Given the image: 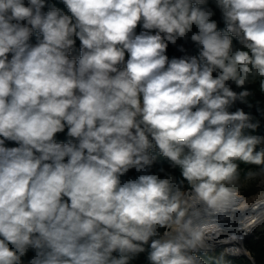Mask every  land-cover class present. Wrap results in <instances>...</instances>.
Returning a JSON list of instances; mask_svg holds the SVG:
<instances>
[{"label": "clouds", "instance_id": "9594fccd", "mask_svg": "<svg viewBox=\"0 0 264 264\" xmlns=\"http://www.w3.org/2000/svg\"><path fill=\"white\" fill-rule=\"evenodd\" d=\"M62 2L70 16L0 0V264L29 250L28 264H128L153 237L151 264H203L194 253L215 226L189 214L183 181L216 216L237 201L236 161L264 183V138L244 132L258 123L228 111L249 92L226 84L259 78L264 91V0H215L224 31L207 0ZM189 33L199 56L169 59ZM156 150L183 181L151 173Z\"/></svg>", "mask_w": 264, "mask_h": 264}, {"label": "trees", "instance_id": "16d2710c", "mask_svg": "<svg viewBox=\"0 0 264 264\" xmlns=\"http://www.w3.org/2000/svg\"><path fill=\"white\" fill-rule=\"evenodd\" d=\"M25 2H27V0H25ZM52 6L59 8L63 13L69 16L71 15V13L68 12L66 6L63 4L62 0H46V6L43 11L47 12ZM201 7L212 10L214 15L211 17V19L217 22L218 30L224 31L226 29L225 21L223 19L221 10L216 6L215 0H207V3L205 5H201ZM142 30V26L138 25L135 31L137 34H139ZM196 31L198 30L195 26H193L192 32ZM153 34H155V30H153ZM190 37L191 33H189L187 39H178L176 45H172L169 43L168 48L166 50V55L169 57V59L199 56V52L202 49V45L191 41ZM36 39V34H33V36L30 37V43L34 45L36 43ZM232 45L234 49L242 47L238 39L234 36L232 37ZM79 52L80 41L77 38L75 48L71 53ZM126 60L127 53L125 55V62ZM213 75L216 76L217 73L214 72ZM226 84L230 88V90L237 93V95H239V93H241L242 91L249 92V95L244 98V101H241L240 99L234 101L228 108V111L235 112L237 110H243L246 114L251 117V123H258V127L254 130L245 129V134L264 138V91H261L259 78H257L255 81H252L251 77H249V81L246 82L243 86H238L234 81H228L226 82ZM54 139L57 142H67V140L70 139L69 137H67V129H65V131L62 133H57ZM5 146L17 147L18 145L12 141H6ZM259 148L260 147L258 146V149ZM152 155L155 156V160L150 168L151 173L157 174L161 178L171 176L175 179L176 182L183 181L180 169L178 167H174L167 158L160 155L158 150L152 152ZM236 163L239 166V178H243L248 170L258 167V165L245 164L240 161H236ZM160 169H163L164 171L160 172ZM139 174L140 173H137L135 169H130L125 175L121 177V181L123 182L128 179L135 178ZM186 189H189V191H193L191 185H189L187 181H183L182 191H185ZM164 230L165 229L163 228L159 229L158 235L162 237ZM251 233L253 234V232ZM246 235H244L242 239ZM155 238L157 237L150 238L149 242L143 245L145 249L143 252L131 255L129 257L128 264H151V262L148 260V255L151 251V240ZM244 248L246 252H249L251 257L254 259L255 264H264V230H262L261 232H256L255 235H251L247 240H245ZM215 252L216 251L200 250L195 252L194 254L202 260L203 264H251L245 258H229L224 254L218 257ZM34 254L35 253L32 250H29L26 255L22 257V264H28L29 260L34 256ZM113 255L119 258L118 253H113Z\"/></svg>", "mask_w": 264, "mask_h": 264}, {"label": "bare ground", "instance_id": "6f19581e", "mask_svg": "<svg viewBox=\"0 0 264 264\" xmlns=\"http://www.w3.org/2000/svg\"><path fill=\"white\" fill-rule=\"evenodd\" d=\"M188 192L189 214L215 226L212 231L204 235L201 242L202 248L216 247L215 250L222 247L224 249L232 248L228 251L229 256L237 257L240 255L244 258L243 254L248 255L244 248L245 241L242 245L241 239L244 235H249L257 225L264 222V194L254 196L245 202L236 201L226 214L216 216L200 204L193 191Z\"/></svg>", "mask_w": 264, "mask_h": 264}, {"label": "rangeland", "instance_id": "374dc122", "mask_svg": "<svg viewBox=\"0 0 264 264\" xmlns=\"http://www.w3.org/2000/svg\"><path fill=\"white\" fill-rule=\"evenodd\" d=\"M71 57H79L80 52L79 53H71L70 54ZM264 147V145H260L259 146ZM261 166L252 168L250 170L247 171V173L249 172H259ZM247 173L243 178H239L238 183L235 185L237 191H238V197H237V201H241V202H245L248 199L253 198L254 196H257L259 194H264V183H261V177L257 176L256 178L253 179H247ZM185 193V197L189 203L188 200V196H189V192L183 191ZM188 208H190V206H188ZM262 230H264V222H262L261 224L257 225L253 230H251V232H253L252 235H255L256 232H261ZM250 232V233H251ZM249 233V234H250ZM224 247L215 250V254L219 257L221 255H226V251ZM237 258H242L239 256H237Z\"/></svg>", "mask_w": 264, "mask_h": 264}, {"label": "water", "instance_id": "95a60500", "mask_svg": "<svg viewBox=\"0 0 264 264\" xmlns=\"http://www.w3.org/2000/svg\"><path fill=\"white\" fill-rule=\"evenodd\" d=\"M186 192H188L189 191V189H186L185 190ZM166 231V229L164 230V232ZM164 232H163V234H164ZM252 235V233H250L249 235H247L245 238H243L242 239V245H243V241H245V240H247L250 236ZM220 246V245H219ZM218 246V247H219ZM216 248V247H215ZM215 248H202V251H215ZM229 250H232V248H226V256L227 257H229V258H235V257H233V256H229V254H228V251ZM242 250H244L243 249V247H242ZM243 257L246 259V260H248L251 264H255V261H254V259L251 257V255L249 254V252H248V255H244L243 254Z\"/></svg>", "mask_w": 264, "mask_h": 264}, {"label": "built area", "instance_id": "2783aa9c", "mask_svg": "<svg viewBox=\"0 0 264 264\" xmlns=\"http://www.w3.org/2000/svg\"><path fill=\"white\" fill-rule=\"evenodd\" d=\"M10 58V57H9Z\"/></svg>", "mask_w": 264, "mask_h": 264}]
</instances>
